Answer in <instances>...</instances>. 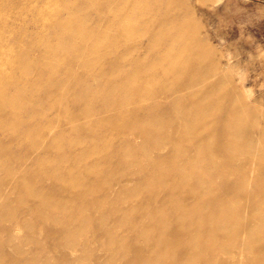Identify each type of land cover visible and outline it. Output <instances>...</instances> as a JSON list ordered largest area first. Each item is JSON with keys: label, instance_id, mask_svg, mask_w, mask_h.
<instances>
[{"label": "rangeland", "instance_id": "obj_1", "mask_svg": "<svg viewBox=\"0 0 264 264\" xmlns=\"http://www.w3.org/2000/svg\"><path fill=\"white\" fill-rule=\"evenodd\" d=\"M0 264H264V0H0Z\"/></svg>", "mask_w": 264, "mask_h": 264}, {"label": "bare ground", "instance_id": "obj_2", "mask_svg": "<svg viewBox=\"0 0 264 264\" xmlns=\"http://www.w3.org/2000/svg\"><path fill=\"white\" fill-rule=\"evenodd\" d=\"M210 147H211V146L209 145L208 148H210ZM208 148H207V149H208ZM200 182H201V181H200ZM190 225H191V222L189 221V226H190Z\"/></svg>", "mask_w": 264, "mask_h": 264}]
</instances>
